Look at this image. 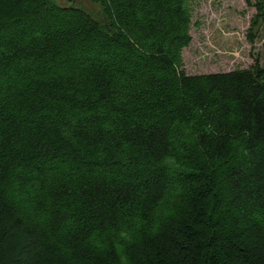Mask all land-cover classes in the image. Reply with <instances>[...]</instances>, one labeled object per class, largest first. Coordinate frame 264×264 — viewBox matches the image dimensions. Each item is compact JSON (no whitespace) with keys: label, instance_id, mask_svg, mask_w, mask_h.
Masks as SVG:
<instances>
[{"label":"trees","instance_id":"16d2710c","mask_svg":"<svg viewBox=\"0 0 264 264\" xmlns=\"http://www.w3.org/2000/svg\"><path fill=\"white\" fill-rule=\"evenodd\" d=\"M62 1L0 0V264H264L260 60L188 74L192 0Z\"/></svg>","mask_w":264,"mask_h":264},{"label":"rangeland","instance_id":"374dc122","mask_svg":"<svg viewBox=\"0 0 264 264\" xmlns=\"http://www.w3.org/2000/svg\"><path fill=\"white\" fill-rule=\"evenodd\" d=\"M83 3L90 12L100 10L94 3ZM192 4L193 40L183 52V69L188 74L249 68L256 59L264 66V18L252 30L255 41L249 39L258 5L264 6V0H192Z\"/></svg>","mask_w":264,"mask_h":264}]
</instances>
